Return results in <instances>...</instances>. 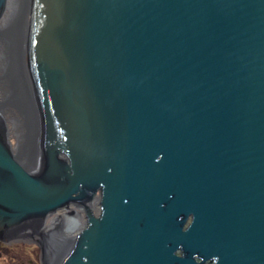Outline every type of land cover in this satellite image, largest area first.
Wrapping results in <instances>:
<instances>
[{
  "label": "water",
  "instance_id": "95a60500",
  "mask_svg": "<svg viewBox=\"0 0 264 264\" xmlns=\"http://www.w3.org/2000/svg\"><path fill=\"white\" fill-rule=\"evenodd\" d=\"M24 40L42 178L0 124V241L74 203L56 264H264V0H30Z\"/></svg>",
  "mask_w": 264,
  "mask_h": 264
},
{
  "label": "bare ground",
  "instance_id": "6f19581e",
  "mask_svg": "<svg viewBox=\"0 0 264 264\" xmlns=\"http://www.w3.org/2000/svg\"><path fill=\"white\" fill-rule=\"evenodd\" d=\"M29 7L30 0H4V5L0 9V105L1 107L9 105L14 110L19 111V113L17 112L19 115L15 111L14 113L18 115L15 120L21 125V128L19 127L21 130H24V128L26 130L29 129V124L32 126L31 136L34 137V140L30 143L31 150H29V147L26 149L22 145L23 153L20 154L18 149H13L14 151L11 149V153L16 152L18 158L14 154L13 157L24 170H27L35 178H42V173H40L42 168H40L41 165L39 163V144L37 138H35L37 137V127L25 97L22 73L24 69L22 60L25 41L24 32ZM26 130L25 134L28 135ZM20 144H18L19 147ZM76 207L82 208L80 205ZM60 216H64V213H59L53 220ZM70 237L67 235L64 238L69 239ZM42 242L44 243L43 249H45V238ZM49 243L51 247L47 252V264H56L58 256H60V252L56 250L59 242L52 243L50 241ZM43 257L44 252L41 254L42 259Z\"/></svg>",
  "mask_w": 264,
  "mask_h": 264
},
{
  "label": "flooded vegetation",
  "instance_id": "af4514ba",
  "mask_svg": "<svg viewBox=\"0 0 264 264\" xmlns=\"http://www.w3.org/2000/svg\"><path fill=\"white\" fill-rule=\"evenodd\" d=\"M14 111L16 113L17 112L19 113V111L14 110V108L9 105H6L4 107H1L0 105V124L3 125L1 131L2 133L4 131L5 139L9 145L8 150L11 152V149L12 151L18 149L20 150L19 153L21 154L23 153L22 145H24L26 149L27 147H29V150H31L30 143H32V140H34V137L31 136L32 134L31 131H33V129L32 126L29 124V129L26 130L24 128V130H21L20 129L21 125L19 124V122L17 123V121L15 120V118H17L19 114L17 113L18 114L17 115L16 113H14ZM25 130L27 131L28 135L25 134ZM19 143H21L20 147L18 146ZM13 154L17 157L16 152ZM99 195H100L99 189H96L94 193L91 195L90 200H88L85 203V206L89 208L92 216L100 215L101 208L99 203ZM76 206L77 205H75L74 203H68L66 207L57 209L52 213H48L40 221V224L38 223L37 226H35L32 223H29L26 225H22L19 228H14V230H12L9 233V237L7 238V241L9 240L12 243H14L15 241H20V240L22 242L23 241L27 242L28 240V242H31V244H37L38 242L37 239H40L39 238L40 235L45 234L46 236L49 237V240L52 243L54 242L57 243L59 242L58 239L60 237H65L67 235L69 236L75 235L81 228H84L87 225V219L83 206L80 205L82 208H78ZM58 212L62 214L64 213V216L57 217L56 219L53 220V218L59 214ZM10 230L11 229H9V231ZM9 244L11 243H7V245ZM211 263L213 262L208 259L204 261L203 264H211Z\"/></svg>",
  "mask_w": 264,
  "mask_h": 264
},
{
  "label": "rangeland",
  "instance_id": "374dc122",
  "mask_svg": "<svg viewBox=\"0 0 264 264\" xmlns=\"http://www.w3.org/2000/svg\"><path fill=\"white\" fill-rule=\"evenodd\" d=\"M36 146V145H35ZM34 148L36 149V147ZM40 168H42L40 166ZM45 238V249L43 262L47 264V252L50 246L49 237L43 234ZM39 240V239H37ZM11 243L7 245V243ZM0 264H41L40 262V249L37 244H31V242L15 241H0Z\"/></svg>",
  "mask_w": 264,
  "mask_h": 264
}]
</instances>
